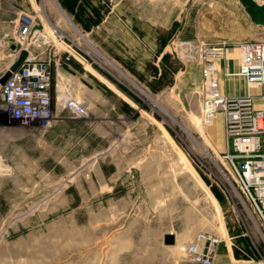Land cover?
I'll list each match as a JSON object with an SVG mask.
<instances>
[{"label": "rangeland", "instance_id": "1", "mask_svg": "<svg viewBox=\"0 0 264 264\" xmlns=\"http://www.w3.org/2000/svg\"><path fill=\"white\" fill-rule=\"evenodd\" d=\"M182 1L0 0V78L21 27L24 48L60 55L50 123H9L0 110V264H176L199 230L226 239L222 260L229 248L232 260L264 252L221 157L224 113L202 118L230 67L219 60L208 72L196 43L227 40L239 58L243 37L264 38V0ZM188 17L206 37H183ZM38 33L48 42L38 46ZM92 72L110 84V102L85 95L77 74ZM66 94L89 116L65 107Z\"/></svg>", "mask_w": 264, "mask_h": 264}, {"label": "built area", "instance_id": "2", "mask_svg": "<svg viewBox=\"0 0 264 264\" xmlns=\"http://www.w3.org/2000/svg\"><path fill=\"white\" fill-rule=\"evenodd\" d=\"M25 34L26 27H21L14 40L21 47L12 48L10 65L25 47ZM34 40H37L38 46L48 42L43 33L36 34ZM197 41L204 66L211 72L216 69V62L225 58L228 41ZM196 43L193 40L182 41L189 49ZM26 49L28 53L21 65L12 71L4 83H0V110L9 123L31 125L42 120L47 124L54 117L52 64L60 59V55L48 52L45 56H37L29 47L26 46ZM73 50L82 55L75 47ZM239 54V72L247 85L263 87V92L257 93L251 88L238 94L211 91L202 102V118L206 122L212 119L216 111L224 113L226 146L221 157L236 180L243 200L259 220L264 237V107L257 105V99L264 98V38L241 41ZM62 102L76 116L88 115L86 105L77 96L66 94ZM223 240L226 239L215 232L199 230L184 246L183 261L176 264H264V252L260 249L255 254L232 260L229 248L228 259H220L219 246Z\"/></svg>", "mask_w": 264, "mask_h": 264}, {"label": "crops", "instance_id": "3", "mask_svg": "<svg viewBox=\"0 0 264 264\" xmlns=\"http://www.w3.org/2000/svg\"><path fill=\"white\" fill-rule=\"evenodd\" d=\"M185 4H186L185 0L181 2V6H185ZM190 20H191V18H189V17L184 18V20H183V28L181 31L183 37H187V38L206 37L207 34L203 32L201 26L199 28L198 27L193 28L192 21H190ZM243 38L248 39V38H246V36ZM236 39H238V38H236ZM233 47H234L233 45L228 46L227 51H226V59L221 60V61H225L226 66L230 67L229 72H227L228 79H230V83L226 84L227 89L226 90L223 89V91L230 93V94H238L240 92L244 93V91H242L241 89L238 91H234L231 89V87H233L234 89H235V87H237V88L242 87L241 86L242 83L239 84L240 83L239 77H241L238 73V67H239V60L238 59L239 58H238V56L236 58L235 53H229L230 50L233 49ZM234 50H236V49H234ZM214 70H216V69H214ZM90 74L91 75L90 76L87 75V77L84 75L81 76V74L80 75L77 74V76H78L77 78L80 79V83L82 84V88L84 90H86L85 95L87 93H89L90 95H92L96 98L102 99L103 103L104 102H110V99H109L110 98L109 89L111 88L110 84L104 78H102V76H100L96 72H92ZM215 76L216 75H214V77ZM214 86H215L214 91H216V90L220 91L221 90L217 84ZM87 116H89V115H87ZM104 133H107V132H104Z\"/></svg>", "mask_w": 264, "mask_h": 264}, {"label": "water", "instance_id": "4", "mask_svg": "<svg viewBox=\"0 0 264 264\" xmlns=\"http://www.w3.org/2000/svg\"><path fill=\"white\" fill-rule=\"evenodd\" d=\"M16 47L20 48L21 44L13 43L12 48H16ZM27 53H28V50L26 48H22L19 57L10 65V67L6 70V72L1 76L0 83H4L8 79V77L11 75L12 71L16 70L21 65ZM173 240H174L173 233L166 234V241L168 243L172 242Z\"/></svg>", "mask_w": 264, "mask_h": 264}, {"label": "bare ground", "instance_id": "5", "mask_svg": "<svg viewBox=\"0 0 264 264\" xmlns=\"http://www.w3.org/2000/svg\"><path fill=\"white\" fill-rule=\"evenodd\" d=\"M239 56H240V54H239ZM239 65H240V59H239ZM238 73H239V75L243 78V80L240 82V83H242V85H241L242 87H238V88L236 89L237 91L241 89L242 91L245 92V91H247V90L250 89V88H251V90H254V89L258 88V87H256L255 85H252L251 87H249V86L247 85L244 76L239 72V67H238ZM244 81H245L246 86L244 85ZM240 93H241V92H240ZM259 99H262V101H258ZM257 105H260V106L264 107V98H258V99H257ZM219 113H222V111H220V110L216 111V113H215V115L212 117V119H210L209 121H206L207 125H212V124H214V123H215L216 116H217ZM204 122H205V121H204ZM235 260H236V259H235Z\"/></svg>", "mask_w": 264, "mask_h": 264}]
</instances>
